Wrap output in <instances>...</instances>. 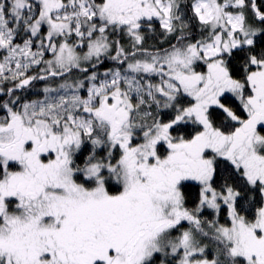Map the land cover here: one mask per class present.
<instances>
[{
  "label": "snow or ice",
  "instance_id": "1",
  "mask_svg": "<svg viewBox=\"0 0 264 264\" xmlns=\"http://www.w3.org/2000/svg\"><path fill=\"white\" fill-rule=\"evenodd\" d=\"M0 264H264V0H0Z\"/></svg>",
  "mask_w": 264,
  "mask_h": 264
},
{
  "label": "trees",
  "instance_id": "2",
  "mask_svg": "<svg viewBox=\"0 0 264 264\" xmlns=\"http://www.w3.org/2000/svg\"><path fill=\"white\" fill-rule=\"evenodd\" d=\"M150 43H152V41H150ZM197 190H198V189L194 186L193 189H192V195L188 197L190 200L194 198L195 193H196ZM188 206H189V207H192L193 205H192L191 203H189Z\"/></svg>",
  "mask_w": 264,
  "mask_h": 264
}]
</instances>
